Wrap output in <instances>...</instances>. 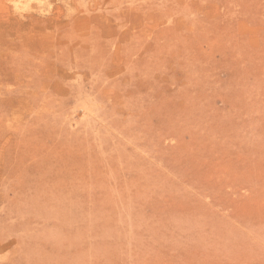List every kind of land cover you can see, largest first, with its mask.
<instances>
[{
    "label": "rangeland",
    "instance_id": "obj_1",
    "mask_svg": "<svg viewBox=\"0 0 264 264\" xmlns=\"http://www.w3.org/2000/svg\"><path fill=\"white\" fill-rule=\"evenodd\" d=\"M11 2L0 264H264V0Z\"/></svg>",
    "mask_w": 264,
    "mask_h": 264
},
{
    "label": "bare ground",
    "instance_id": "obj_2",
    "mask_svg": "<svg viewBox=\"0 0 264 264\" xmlns=\"http://www.w3.org/2000/svg\"><path fill=\"white\" fill-rule=\"evenodd\" d=\"M11 1H12L13 4H14L13 8H14V7L16 8V7H20V4H21V5L24 4V5L28 6L29 3L32 2L33 0H11ZM12 2H11V3H12ZM39 2H40V1H39ZM32 3H37V1H36V2H32ZM43 3H44V2H43ZM43 3H42V4H43ZM48 3H49V2H48ZM13 4H12V5H13ZM27 4H28V5H27ZM37 5H38V4H37ZM38 6H39V5H38ZM22 7H23V6H22ZM22 7H21V8H22ZM28 7H29V6H28ZM43 7H44V6H43ZM43 7H42V8H43ZM24 8H25V6H24L22 9H24ZM24 10H25V9H24ZM45 10H46V9H45ZM42 11H43V10H42ZM22 12H24V11H22ZM81 110H82V114L86 112V110H85L84 107H82ZM79 113H80V112H79ZM86 114H87V113H86ZM86 114H85V115H86ZM83 115H84V114H83ZM87 115H88V114H87Z\"/></svg>",
    "mask_w": 264,
    "mask_h": 264
}]
</instances>
